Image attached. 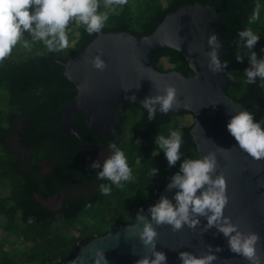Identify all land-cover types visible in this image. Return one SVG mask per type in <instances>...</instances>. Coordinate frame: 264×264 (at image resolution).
<instances>
[{"label":"trees","instance_id":"trees-1","mask_svg":"<svg viewBox=\"0 0 264 264\" xmlns=\"http://www.w3.org/2000/svg\"><path fill=\"white\" fill-rule=\"evenodd\" d=\"M264 0H170L166 7L154 6L153 12L143 22L140 28H134L139 23L138 17L128 19L124 14L115 18L114 24L104 25L103 32L130 31L137 36L152 34L169 13L194 4H211L216 7L224 25L223 42L229 44L239 36V31L251 27L258 31L261 39L255 45V50L262 56L264 42V23L257 17V11ZM89 33L81 23L78 45L68 50L66 54L58 51L36 53L22 61L6 57L0 63V88L7 87L9 103L16 110L6 114L0 120V145L3 156L0 157V172L10 176L11 194L0 198V211L7 217L5 231L14 232L25 241L41 243L43 246L40 258L32 264H62L76 257L82 245L94 237L107 233L112 227L133 224L137 219V211L147 207L159 196V192L171 182L174 173L180 170L181 162L187 158L199 157V151L191 142V128L194 122L181 128L183 140L181 156L175 164L170 165L164 151L156 152L152 139L159 134L167 135L169 125L175 115L188 112L174 113L165 119L149 120L147 108L140 104H128L123 108L122 126H118L109 134L103 135L92 131L82 113L73 116V124L84 141L85 148L93 142L109 145L115 142L122 148L127 137V145L132 153V160H139L141 167L134 181H129L126 189L119 188L107 178H100L85 164L81 163L80 147L82 141L76 135L67 136L56 130L63 122L61 108L77 93V87L65 75L66 62L71 56L81 53L99 34ZM238 52L244 55L246 45L240 40L232 49L230 71L236 73L234 80L227 77V92L245 109L251 111L254 119L260 120L262 111L257 103L264 105V84L257 77L255 83H248L245 68L249 66V58L237 59ZM167 58L173 64L171 69L179 70L186 75L194 72L187 59L175 49H165L158 59L157 67L165 71L161 59ZM223 59V60H224ZM222 60V61H223ZM4 122L8 126L3 125ZM130 124L127 129V125ZM17 140L22 147L30 150H41L44 159L52 164V169L43 174L40 167V154L28 162V167H22V155L14 144ZM147 141V143L142 142ZM50 142L54 143L53 147ZM158 171L149 175L151 168ZM101 183L111 185L107 194L99 189ZM78 186L90 188L89 194L69 195L70 190ZM65 193L59 209L45 206L37 199L43 195L50 199L59 193ZM135 193V200L125 204V196ZM115 206L110 207L111 202ZM106 209V216L98 224L84 230L78 237H67L55 231V222L61 216L67 226L75 225L81 215L90 209ZM110 209V211H109ZM21 213L22 222H18L17 214ZM127 217H124L125 213ZM0 264H17L8 257H0Z\"/></svg>","mask_w":264,"mask_h":264},{"label":"water","instance_id":"water-1","mask_svg":"<svg viewBox=\"0 0 264 264\" xmlns=\"http://www.w3.org/2000/svg\"><path fill=\"white\" fill-rule=\"evenodd\" d=\"M212 32L220 41L218 55L223 60L241 38L238 36L229 44L223 42L222 19L216 7L209 3L197 2L169 13L150 35L100 31L81 53L66 62L61 61L65 75L75 84L77 93L61 108L63 122L55 130L80 138V154L84 159L85 144L73 124L74 115L82 113L92 131L107 135L123 125L124 106L143 105L146 97L163 92L166 84H174L176 103L168 111H161L157 104L149 120L165 119L179 112L194 115L191 142L196 144L200 156L214 153L217 168L212 175L222 172L226 177L229 199L224 215L241 230L260 234L257 253L260 264H264V158L257 159L240 147L227 128L231 116L245 107L228 94L224 69L213 71L209 67L208 53L212 46L208 36ZM168 48L183 54L194 72L192 75L175 69H158V59ZM98 51L106 61V67L102 69L91 62ZM259 108L262 111L259 122L264 126V106ZM177 191L179 189L169 182L153 203L137 211L133 224H120L94 237L80 247L76 257L62 264H93L99 251L104 253L107 264H136L143 257L154 259L156 251L166 253V261L162 264H182V251L197 256L215 253L216 258L211 264H252L251 260L230 248L228 237L216 224L209 225L206 215L194 213L192 218L198 217V222L195 225L184 222L180 228H173L166 222L157 223L151 215V206L163 196L175 203ZM39 196L45 199L43 195ZM146 222H150L157 233L149 243L141 237Z\"/></svg>","mask_w":264,"mask_h":264},{"label":"clouds","instance_id":"clouds-1","mask_svg":"<svg viewBox=\"0 0 264 264\" xmlns=\"http://www.w3.org/2000/svg\"><path fill=\"white\" fill-rule=\"evenodd\" d=\"M107 5H123L127 0H105ZM98 0H0V61L7 57L18 42L31 49L32 43L22 39L24 30L32 33V40L42 41L50 51H58L69 46L67 26L70 21L82 23L89 33L98 32L109 18L108 12L98 11ZM114 10V9H113ZM256 15L252 17L253 20ZM243 45H246L250 66L245 68L248 83H255L259 77L264 83V56L258 54L255 45L261 39L258 31L251 27H245L239 31ZM208 43L212 46L208 55L209 67L213 71L223 70L227 64L218 55L220 41L217 34L212 32L208 36ZM264 51V49H262ZM244 55L239 52L237 59L243 60ZM91 62L96 68L106 67L101 52H97ZM177 100V88L174 84H166L163 92L154 96H148L143 101V106L148 109L149 116H153L158 104L161 111H168ZM227 128L235 137L239 146L245 149L253 157L264 158V126L254 119V115L248 109L236 112L227 122ZM182 132L179 129H170L167 135L159 134L156 144L164 151L170 165L180 158ZM113 149L102 165L94 161L93 166L100 168L97 173L100 178L108 180L120 186L121 181L131 178L132 168L124 150L114 141L110 142ZM217 168V159L214 153L201 155L196 158H187L181 162L180 170L171 177V185L179 189L176 192V201L173 203L167 196H163L159 202L151 206V215L157 223H170L173 228H180L184 222L195 225L198 217L192 218V214L206 215L208 224H216L228 237L230 248L242 254L252 261V264H260L257 253V244L260 234L256 231L245 232L237 223L232 222L229 216L224 215V209L228 203L226 177L221 172L212 175ZM158 171L153 167L149 175ZM100 191L107 194L111 191V185L101 183ZM198 190H200L198 192ZM156 230L150 222H146L141 232L145 243L152 242L156 236ZM219 250V246H218ZM182 264H211L216 258L215 253L197 256L189 251L180 252ZM104 264L107 260L104 253L94 259L93 264ZM166 261V253L156 251L154 259L143 257L136 264H162Z\"/></svg>","mask_w":264,"mask_h":264},{"label":"rangeland","instance_id":"rangeland-1","mask_svg":"<svg viewBox=\"0 0 264 264\" xmlns=\"http://www.w3.org/2000/svg\"><path fill=\"white\" fill-rule=\"evenodd\" d=\"M98 2V11L109 13V18L104 25L114 24L115 18L120 14H124L128 19L132 17H138L139 23L135 24L134 28L139 29L140 23L152 14L154 6L166 7L169 4L170 0H127V3L123 5H107L105 0H98ZM257 17L261 20L262 23H264V1L260 4L258 8ZM80 27L81 23L76 22L75 20L70 21L69 25L67 26L69 46L65 49L58 50V52L66 54L69 49L74 48L78 45L80 37ZM22 39H26L32 43L31 49L26 48L22 42H18L17 45L13 47L12 52L7 57H9L10 59L22 61L36 53H45L49 51L42 41L32 40V33L27 30H24L22 34ZM5 60L6 57L2 61H0V63L3 64ZM161 64L165 69H171L173 66V64L169 62L167 58L161 59ZM14 110H16V107L9 103V92L7 87L0 88V120L5 118L6 114ZM194 121L195 117L190 112L183 115H175L170 122L169 128H175L181 131V128L183 126L190 124ZM130 124L131 122L127 125V129L129 128ZM3 125L8 126V123L4 122ZM152 141L154 144L155 151H162L159 148V145L155 142L156 138H153ZM142 142H145V140H142ZM145 143H147V141ZM122 149L127 155L129 165L132 168L131 178L127 181H121L120 186H118L119 188L125 190L128 182L134 181L138 177L141 164L138 159L135 161L132 160V153L129 151L127 145V137L123 143ZM37 154H40L41 158V172L45 173L49 169V166L46 165V161L42 156L41 150H33L28 155L23 154L24 156H22L21 166L24 168L28 167V162L32 161L35 156H37ZM3 155L4 154L0 145V157ZM11 189L12 186L10 176L4 175L0 172V198L8 197L11 194ZM89 193L90 188L73 187L68 194L86 195ZM136 196L137 194L135 193L127 194L124 198L125 204L127 205L131 201L135 200ZM64 197L65 193L60 194L55 198L46 200L37 195V199L39 201H41L45 206L52 209H59L63 203ZM109 205L110 207L115 206V202L112 201ZM107 213L108 212L106 211V209H104V207L101 209H90L85 214L81 215L80 219L75 225L70 227L67 226L61 216L58 215V220L55 222L54 229L56 232L64 234L67 237H78L84 230L90 229L91 226L98 224L101 221V218L106 216ZM127 216L128 213L126 212L124 214V217ZM7 220V217L0 211V257H8L10 259H13L17 262V264H32L37 261L41 256V252L43 249L42 244L33 241H25L24 239L17 236L14 232L8 233L7 231H5ZM17 220L18 222H22V216L20 212L17 214Z\"/></svg>","mask_w":264,"mask_h":264},{"label":"flooded vegetation","instance_id":"flooded-vegetation-1","mask_svg":"<svg viewBox=\"0 0 264 264\" xmlns=\"http://www.w3.org/2000/svg\"><path fill=\"white\" fill-rule=\"evenodd\" d=\"M232 60L233 59L230 58V59H227V60L224 59L223 61L227 62L226 66L224 68V71H225L227 77L230 78L231 80H234L235 77H236V73L231 72L230 69H229ZM249 66H250V64H249ZM256 80H257V78H256ZM259 82L262 83L261 80H259ZM256 106L258 107V109H260L259 106H264V105H262L260 103H257ZM58 127H60V126H58ZM58 127H56V128H58ZM52 130H55V128H53ZM67 136H70V135H67ZM13 142H14V144H16L18 146L19 152H20V154L22 156L28 155L30 152L33 151V150L27 149L25 147H22L20 145V142L17 140V135H15V139H13ZM50 144L53 147L55 146V144L52 143V142H50ZM112 152H113V149L111 148V146L103 144L101 142H93L92 144L88 145L85 148V150H84V159H82V157H81V163L85 164V166H87L90 170H93L97 174L100 171V168L94 167L93 166V162L94 161H99L100 164L102 165L104 159L107 156L111 155ZM45 161H46V165L49 166V169L45 172V173H47L48 171H50L52 169V164L46 159H45ZM45 173H43V174H45ZM75 187L85 188L84 186H78V185H75ZM60 194H64V193L62 192V193H59V195ZM59 195H56V197L59 196ZM53 198H55V197H53Z\"/></svg>","mask_w":264,"mask_h":264}]
</instances>
